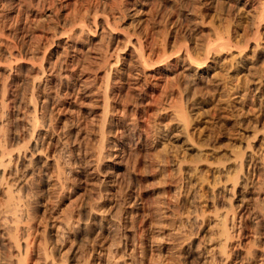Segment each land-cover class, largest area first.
<instances>
[{
  "label": "clouds",
  "instance_id": "obj_1",
  "mask_svg": "<svg viewBox=\"0 0 264 264\" xmlns=\"http://www.w3.org/2000/svg\"><path fill=\"white\" fill-rule=\"evenodd\" d=\"M138 2L139 0H136V3ZM126 3L127 0H112L111 4L103 3L102 0L90 2L89 10L82 15L76 11L70 13L67 19H62L60 13L68 6L67 0H39L38 4H34L33 0H21L22 8L26 7L29 10L36 8L43 13L50 7L54 13L47 20L32 26H45L44 30L52 33V39L43 48L45 55L60 37H63L66 43L70 42L53 63V71L69 66L66 63L69 47L88 45L95 38H100L99 43L90 49V52L98 54L88 61L89 65L95 67H86L84 70L92 71L93 75L100 70L105 73L104 82L99 89L105 97L104 113L98 121L87 122L89 136L85 137L84 141L78 138L73 140L68 135L74 124L79 126L84 120L77 113H73V116H77L78 119L65 122L62 127H58L59 113L56 108L66 99L60 94V86L57 85L55 89L45 86L43 92L40 91L41 83L48 73L43 68L45 57H36L40 50L36 46V41L28 47L26 37L30 29L26 27L24 35H20L19 18L10 25L0 24V45L7 46L4 45V41H7L9 36H5L4 33L9 29L13 43L19 45L17 51L27 48L34 58L33 66L40 69L39 74L29 76L24 84L12 90L11 75L14 66H18L23 57L17 59L9 56L6 60L0 59V63L9 70L8 76L0 78V264H31V259L37 252L38 238L37 264H73V260L75 264H91L97 247L106 250L108 264H141L143 248L140 237L133 235L129 240L125 235L126 231L137 232L136 217L131 218L130 227L123 222L125 198L130 183L121 189L116 205L110 208L101 207L105 203L106 195L102 189L107 177L112 175L111 171L105 172L102 168L106 163L115 162L117 159L116 156L109 154L116 151V148L106 147L110 139V134L106 130L110 104L108 93L112 83H119L114 77L120 75L119 69L123 63L121 54L126 51L133 36L142 41L147 39L151 28H160L157 38L162 55L159 59H152L142 55V47L138 49L141 56L132 65L135 71L132 79L138 81L143 78L144 82L135 87L136 95H130L125 101L126 104H134L137 109L145 106L141 102L147 99L149 84L152 82V77L148 76V73H175L168 80L167 87L160 97L153 100L156 111L151 117L149 130L150 139L154 142L158 143L169 137L177 140L188 137L191 141L194 135L191 129L205 115L203 112L199 115L195 113L199 108L213 103L214 98L221 94L210 88L224 85L229 104L235 100L243 103L248 96V91H245L244 96L233 94L240 88L245 78L241 77L240 81H236L230 74L244 69L249 59L246 54L253 43L255 47L251 48L250 59L255 60L259 53L264 51L262 31L264 0H243V3L241 0H218L214 22L210 25L217 36L214 40L197 35L201 26L205 24L203 9L210 7L213 0H154L152 11L148 14L150 29H143V21L133 23L128 28L121 27L127 18L126 14L135 11V4L126 8ZM14 10L12 0L0 3V20ZM139 15L137 12L133 19ZM193 16L195 18H192ZM101 17L105 21L103 26L98 23ZM173 17H176L175 22L170 23ZM49 23L50 27L47 26ZM240 28L244 29V34L234 40L233 37ZM173 29L176 30V44L168 51L167 45ZM120 32L128 36V39L121 41L115 50H110V44L114 42L113 34ZM193 41L195 47L191 46ZM225 55L227 59H224ZM221 60H223L220 65L221 71L215 76L206 77L204 70H210L212 65ZM20 74L22 75V70ZM94 82L89 81V84ZM251 83V79H248L247 84ZM229 85L231 90L228 88ZM10 91L13 92L12 100L8 99ZM52 92H55L54 103L49 106V99H42L41 96L50 97ZM87 107L92 108L94 105ZM63 111L61 109V112ZM239 115L248 114L240 112ZM97 123L98 139L93 141L90 138L92 125ZM139 128V121L133 119L129 128L117 134L116 139L122 140L126 137L135 139ZM177 128L179 131H176ZM248 128L252 129L253 125L249 124ZM253 132L250 137H241L247 140V147H234L230 157H221L210 165L219 173L211 185L210 197L202 194L199 184H193L187 190L192 198L186 211L181 204L185 174L179 169L174 173L178 183L177 193L171 201L173 212L169 218L171 224H161V229H168L167 234L161 231L152 241L153 247L157 250L162 251L165 244L172 248L173 264H230L233 255L241 247L242 222L245 219L254 221L257 226L252 229V238L246 248L244 264H264V233L258 230L260 220L257 219V216L264 218V153H253L254 160L257 155L259 156L261 167L259 180L245 171L247 154L253 152L252 142L264 134V128H255ZM48 135L58 138L54 146L47 142ZM85 143L88 145L87 152L91 159L81 164L73 149L74 146L80 145L83 153ZM52 148L55 149L54 154H50ZM200 148L202 150L208 148V141L201 144ZM38 157L42 158V163ZM156 159L163 166L170 163L175 165V161L169 159L167 151L158 153ZM49 161L55 162V169L52 171L49 170ZM181 163L192 164L195 167L208 161L205 158L193 163L185 159ZM88 168L92 169L90 176L95 175L99 179L90 185L87 196L73 199L68 209L59 215H53L59 211L65 200L76 195L79 185L76 177ZM225 172L227 178L222 179ZM196 175L198 172H192L193 177ZM203 182L207 183L206 180ZM48 185L53 187L48 188ZM241 185L245 195H254L255 199L245 200L240 207H236L234 201L238 199L237 190ZM218 188L225 189L230 195L217 196ZM208 198L214 205L223 198L226 206L217 207L212 212L204 211L202 205ZM243 204H249L250 211L246 217L237 219ZM163 207L167 209L169 205L165 204ZM42 208L44 215L41 219L39 212ZM159 214L163 215L162 212ZM213 220L211 234L203 237L199 245L195 246L194 238L200 237L205 222ZM37 223L42 228L39 233L34 227ZM106 225H110L112 235H102ZM52 229L55 230L54 236L50 235ZM96 229L99 231H95ZM93 231L95 236L92 235ZM81 234L83 240L78 239ZM233 244L235 248L232 247ZM182 251L186 252L183 256L179 255ZM104 255L105 253L101 252L102 258ZM159 259L163 261L167 258L161 256ZM155 262L154 257V264Z\"/></svg>",
  "mask_w": 264,
  "mask_h": 264
},
{
  "label": "rangeland",
  "instance_id": "obj_2",
  "mask_svg": "<svg viewBox=\"0 0 264 264\" xmlns=\"http://www.w3.org/2000/svg\"><path fill=\"white\" fill-rule=\"evenodd\" d=\"M4 2L5 0H0V3ZM90 2H100V0H67L68 6L61 11V18L67 19L70 13L76 11H79L82 15L83 12L89 10L86 8V5L88 6ZM102 2L111 4L112 0H102ZM217 2L218 0H213L210 7H205L203 9L205 24L201 26V30L197 34L198 36H203L213 40L217 38L210 26L211 23L214 22L213 17L216 15ZM12 3L15 10L11 13L5 14L3 20H0V24L10 25L13 21L19 18V34L24 35L26 27L30 29L29 35L26 37L28 47H31L33 42L36 41V46L40 49L37 52L36 57H45L43 68L45 72L48 73L45 78L48 82L46 87L55 89L57 85H59L61 96L66 97V99L62 100L56 108V111L59 113L58 127H62L65 122L78 119L77 116H73V113H77L79 117H83L84 120L79 126L74 124L68 135L73 140L78 138L79 140L84 141L85 137L89 136L87 122L90 120L98 121L103 115V93H101L99 89L104 82L105 73L103 70H100L95 72V75H93L92 71L84 70L86 67H95L94 65H89L88 61L89 59L95 58L98 54L90 52V49L94 48L96 44L99 43L100 38H95L93 42L88 45H72L69 47V56L66 60V63L69 66L67 68H60L53 71V63L70 42L66 43L65 39L60 37L56 41V44L48 51L47 55H45L43 48L46 47L48 41L52 39V33L50 31H45V26L32 27L33 25H37L40 22L47 20L48 17H52L54 15L52 9L49 7L42 13L36 8L31 10L26 7L22 8L21 0H12ZM33 3L38 4L39 0H33ZM153 3L154 0H139L138 3H136V0H127L125 7L129 8L135 4V11L131 14H126L127 18L122 23L121 27L128 28L133 23L143 21V29H150V25L148 24V14L152 11ZM241 3H243V0H241ZM167 6L170 5H166V7ZM137 12L140 13V15L134 20L133 16H135ZM192 18L195 17L193 16ZM175 19L176 17H173L170 23H174ZM98 23L100 25L103 24V17L98 20ZM47 26L50 27L51 24L49 23ZM159 31H161L160 28H151L147 35V39L142 40V43L146 47V53H150L152 59H159L162 55V49L157 38V33ZM243 34L244 29L240 28L236 31L233 39H239V37ZM4 35L9 36V39L4 41V43H7V46L12 53L17 54L19 45L13 43L10 30L6 29ZM113 37L114 42L110 44V50H115L117 45L121 44V41H126L128 39V36L122 32L114 33ZM137 40L138 39L133 36L126 51L121 54L123 63L120 65V75L114 77V79L118 80L119 83H112L109 88L108 95L110 97V104L106 130L110 134V139L106 147L108 149H112L113 147L116 148V151H111L109 154L116 156L117 159L115 162L106 163L102 168V171H111L112 175L107 177L106 184L102 189L106 195L105 203L101 207L110 208L116 205L119 200V193L121 189L130 183L131 186L129 187L127 197L125 198V220L123 222L126 226L130 227L132 223L131 218L136 217V225L137 221L138 225H140L138 226L136 234L139 233L140 238L143 239V259L141 263L150 264L154 260H152L153 256L158 259L161 256H164L167 259H164L163 261L157 259L155 263L173 264L172 248L165 244L163 250L156 253L157 249L153 247L151 242L153 241L152 238H154V236L159 232L163 231L164 234H167L168 229H161V224H171V220L169 219L173 214L171 201L177 193L178 181L174 177V173L178 169L177 165L178 163L180 164L179 170L185 174L183 177L185 183L182 185L184 194L181 196V204L183 205V210L186 211L190 206L189 201H191L192 198L191 194H189L187 190L190 189L193 184L198 183L202 194L205 197L206 195L208 197V188H210L215 182L216 176L219 174L217 170L211 168L210 165L216 163V161L220 160L221 157H230L234 147H247V140L241 139V137H250L254 134L253 129L264 128V51H261L255 60L250 59L252 55L251 48H254L252 44L249 52L246 54L249 59L244 69L230 74L236 81H240L241 77L245 78L244 82L240 85V88L233 93L236 96H244L245 91H248V96L243 103L239 100H235L229 104L228 93L225 91L224 85H217L214 88H210V90L219 91L221 94L214 98L213 103H209L206 106L199 108L195 113L196 115H199L203 112L205 115L202 116L201 120L198 121L191 129V132L194 134L192 136V140L190 141L188 137H184L181 140L169 137L156 143L150 139L149 130L151 117L153 112L156 111V106L153 103V100L154 98L160 97L161 93L167 87L168 80L175 75V73H148L147 75L152 77V82L149 84L147 99L141 102L145 106L137 109L134 104H126L125 101L130 95H136L135 87L144 82L143 78L138 81H133L132 79V77L135 76V71L133 70L132 65L134 62L139 60L137 57V50L134 49V45H138V42H141V40ZM175 44L176 30L173 29L171 39L167 45V50L171 51L172 46ZM191 46L195 47L194 41ZM8 57L9 56L7 54L0 55V59L6 60ZM20 57H23V60L20 61L18 66H14L10 79V87L12 90H15L18 85L24 84L29 76H35L40 72L38 67L33 66L32 61L34 58L27 48L20 50V55H17L16 58L20 59ZM227 58V55H225L224 59ZM222 63L223 60L218 61L216 64L211 66L210 70L205 69L204 75L209 78L215 76L217 72L221 71L220 65ZM21 70L22 75L20 74ZM8 75L9 70L3 65V63H1L0 78ZM259 75L262 76L259 77ZM248 79H251V84H247ZM92 80L95 82L89 84V81ZM228 88L231 90L230 85ZM130 89H132L131 92ZM50 96L51 101H49V106L54 103L55 92H52ZM8 99H13L12 91L9 92ZM88 105H94V107L89 108L87 107ZM61 109L64 111L61 112ZM240 112L247 113L248 115L240 116ZM133 119L138 120L140 124L139 132L136 134L135 139H132L131 137H126L122 140L116 139L117 134L124 132L129 128ZM249 124L253 125L252 129L248 128ZM241 125H243V127H241ZM98 130V123L93 124L92 134L90 137L93 141L98 139V136L96 135ZM176 131H179V128H177ZM78 133L79 136H77ZM141 134L143 135L141 136ZM210 137H214L215 139L210 140ZM46 139L49 144L54 146L58 138L53 135H48ZM205 141H208V148L202 150L200 145ZM83 148V153L81 152L80 145L74 146L73 149L78 162L81 164L86 162L88 159H91V156L88 155L87 152L88 145L86 143L83 145ZM252 149V154L264 153V134L259 135L258 138L252 142ZM54 151V148L50 149V154H54ZM165 151L169 153V159L171 161H175V165L171 163L166 166L159 164L156 159L157 154L164 153ZM248 155L249 153L247 154V157ZM161 158H163V156H161ZM205 158L208 163L198 164L195 167H193L192 164L181 163V161L185 159L188 161L191 160V162L194 163L198 159ZM251 158L253 159V155ZM37 159L40 160L41 163L43 162L42 158L38 157ZM254 161L255 163L257 162V165L253 170V173H250L251 168H249V171L246 172V174L250 173L251 177L254 176L253 178L256 179L257 175L255 176V173H261V167L258 163V155ZM54 169L55 162L49 161V170L52 171ZM194 171L198 172V175L195 177L192 176V172ZM229 171H231V168H229ZM91 172L92 169L88 168L87 170L81 171L77 175L76 178L79 181V185L76 189V195L71 199L65 200L60 205L59 211L53 213V215H59L61 212L68 209L73 199L80 196H87L90 185L94 184L96 180L99 179L98 176H90ZM226 178L227 173L225 172L222 179ZM203 180H206L207 183H204ZM47 187L51 188L53 185H48ZM229 187L231 186L229 185ZM252 192H255V188L252 189ZM216 195L226 197L230 195V192L225 191L223 188H218L216 190ZM237 196L238 199L234 201V206L236 207H240L245 200L252 201L255 199L254 195H245L243 185L238 188ZM211 201L212 200L209 201L206 199L202 205L204 211L212 212L214 211V207L217 208L226 206L223 198L219 199L215 205H213ZM165 204L169 205L167 209L163 207ZM244 207L245 210L242 217H246V212L250 211L251 206L249 204H243L242 208ZM159 211L163 213L162 216L159 214ZM43 215L44 209L42 208L39 212L41 219L43 218ZM212 222L213 221L205 222V227L201 231L200 236L205 237L209 235L208 227L212 225ZM256 226V223L252 220L245 219L243 221V234H241L242 239L240 242L241 247L237 250L239 257L245 256L242 254L246 253L247 245L252 238V229ZM34 227L37 229V233L42 231V228L38 223L34 225ZM258 230L261 233H264V227L260 223ZM95 231H99V229H96ZM95 231L92 233L93 236H95ZM132 233L133 232L131 231L125 232V235L129 237V240H131L132 236L135 235ZM54 234L55 230L52 229L50 235L54 236ZM112 234L110 225H106L102 235L109 236ZM83 238V234H81L78 239L83 240ZM36 247L37 252L32 257L31 264H37L39 259V238L37 239ZM153 248L155 251H153ZM101 252L105 253L103 258L101 257ZM179 255L182 256V252L179 253ZM241 257H237L238 260L242 259ZM148 258H151L152 261H150V259L148 261ZM73 264H75L74 260ZM91 264H108L106 250L97 247ZM234 264H237V262H234Z\"/></svg>",
  "mask_w": 264,
  "mask_h": 264
},
{
  "label": "bare ground",
  "instance_id": "obj_3",
  "mask_svg": "<svg viewBox=\"0 0 264 264\" xmlns=\"http://www.w3.org/2000/svg\"><path fill=\"white\" fill-rule=\"evenodd\" d=\"M89 5V4H88ZM86 8L88 9V6L86 5ZM105 24V21H104V19H103V24H102V26ZM101 31H103V27H101ZM262 31H264V29H262ZM136 41V40H135ZM138 41V40H137ZM137 43V42H136ZM135 43V44H136ZM4 45H7V43L5 44L4 43ZM135 47H134V49L135 50H137V57L140 59V56H141V52L140 51H138V49L139 48H143V53H142V55L144 56V57H152L151 55H150V53H146V47H145V45L142 43V41L141 42H138V45H134ZM253 47H255V45H254V43H253ZM162 53V52H161ZM3 54H7L8 56H12V57H17V55L19 56L20 55V51H17V54H14V53H12L10 50H9V48H8V46H0V55H3ZM6 57V56H5ZM1 64V63H0ZM39 68V67H38ZM263 74V73H262ZM262 76V75H261ZM260 75H259V77H261ZM262 81V80H261ZM48 84V82H47V79H45L42 83H41V89H40V91H41V93L43 92L42 91V89L46 86ZM82 87V86H81ZM65 95V94H64ZM103 96V113H104V100H105V97H104V94L102 95ZM41 98L42 99H44V98H48L49 99V101H51L50 99H51V96L50 97H44L43 95L41 96ZM123 131V130H122ZM127 142V141H126ZM252 153H249V155H248V157H247V159L245 160V170H246V172H248L249 171V168H251L250 170V173L252 174L253 173V170L256 168V163H255V161H254V159H252L251 157H252ZM175 160V159H174ZM191 161V160H190ZM178 163V162H177ZM259 163V162H258ZM176 164V163H175ZM177 167H178V169H180V164L178 163V165H177ZM259 167V166H258ZM259 170V169H258ZM248 174V173H247ZM257 175V177H256V180H259V178H260V175H261V173L259 174L258 172L257 173H255V176ZM254 177V176H253ZM202 180V179H201ZM210 180V179H209ZM204 181V180H203ZM214 182V181H213ZM198 184V183H197ZM174 187V186H173ZM208 187H210V186H208ZM175 188V187H174ZM209 189V191H208V197H210L211 196V193H212V188L210 187V188H208ZM206 197H207V195H206ZM208 200L210 201L211 199L210 198H208ZM190 202V201H189ZM212 202V201H211ZM213 203V202H212ZM214 205V204H213ZM212 206V205H211ZM214 207V206H213ZM215 208L216 207H214V210H215ZM213 210V209H212ZM244 210H245V207L244 208H242L241 209V212L237 215V219H239L240 217H242V214H243V212H244ZM135 211H137V210H135ZM160 212V211H159ZM248 212V211H247ZM247 212H246V214H247ZM139 213V212H138ZM134 214H136V213H134ZM244 215V214H243ZM136 216V215H135ZM247 216V215H246ZM140 218V217H139ZM257 219L258 220H260V224L264 227V218H261V217H259V216H257ZM138 220V219H137ZM158 220V219H157ZM213 222H214V220H213ZM136 223V222H135ZM243 223V222H242ZM138 226H140V225H138V221H137V225H136V227H137V231H138ZM211 227H212V225H210V227H208V232H209V235L211 234L210 233V229H211ZM141 230V229H140ZM140 232V231H139ZM132 234H135V235H138L139 233H132ZM241 234H243V232L241 231ZM139 237H140V234L138 235ZM152 236V235H151ZM133 237V236H132ZM202 236H200L199 238H194V241H193V244L195 245V246H198L199 245V243H200V240L203 238H201ZM141 239V238H140ZM153 239V238H152ZM152 241V240H151ZM141 243H143V239H141ZM152 243V242H151ZM143 247V246H142ZM232 247L233 248H235V244H233L232 245ZM171 248V247H170ZM153 251H155V249L153 248ZM160 250H157V252L156 253H158ZM245 251V250H244ZM161 253V252H160ZM159 253V254H160ZM244 253V252H243ZM155 254V253H154ZM153 254V255H154ZM186 254V252L185 251H182V256L183 255H185ZM151 255V254H150ZM156 255V254H155ZM242 255H246V253L245 254H242ZM158 256V255H157ZM152 257V256H151ZM240 258L239 257V253H238V251H236L235 252V254L233 255V258H232V260L230 261V264H234V262H237V264H242V262H243V264H244V257H241L242 259H240V260H238V258ZM192 258H195V257H192ZM149 259H150V261H152L153 259H154V256L152 257V260H151V258H148V261H149ZM157 259L158 258H156V261H157ZM191 259V258H190ZM159 260V259H158ZM153 262H154V260H153ZM153 262H151L150 264H154ZM142 264V263H141ZM156 264V263H155Z\"/></svg>",
  "mask_w": 264,
  "mask_h": 264
}]
</instances>
